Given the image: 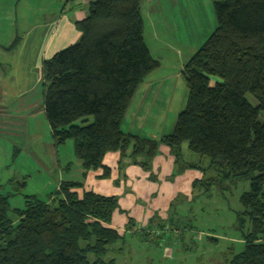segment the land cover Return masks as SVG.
<instances>
[{"label":"trees","instance_id":"trees-1","mask_svg":"<svg viewBox=\"0 0 264 264\" xmlns=\"http://www.w3.org/2000/svg\"><path fill=\"white\" fill-rule=\"evenodd\" d=\"M213 10L215 29L183 65L186 101L171 134L121 129L135 91L160 66L144 41L140 0L90 2L74 24L79 40L42 62L43 114L55 147L71 141L83 177L100 169L108 178L107 153L118 167L128 158L148 171L159 145L177 158L185 143L218 178L249 181L237 214L243 249L227 264H264V0L215 1ZM116 209L115 197L78 182H61L47 201L24 196L22 209L0 195V264H112L102 257L121 239L110 227Z\"/></svg>","mask_w":264,"mask_h":264},{"label":"rangeland","instance_id":"rangeland-1","mask_svg":"<svg viewBox=\"0 0 264 264\" xmlns=\"http://www.w3.org/2000/svg\"><path fill=\"white\" fill-rule=\"evenodd\" d=\"M14 1L3 0L1 7V11L6 10L0 15V50L3 51L14 49L12 46L18 44L24 33L50 21L54 13L59 16L65 4L58 0H19L20 6L13 11ZM55 1L60 3L56 11ZM215 1L221 0L140 1L145 44L161 61L157 74H161V79L167 78L162 79L163 84L153 95L155 98L144 102L137 121L130 124L131 135L158 140L172 133L186 101L183 78L179 70L175 76L174 66L177 68L187 61L215 29ZM26 2L30 6L26 13L28 21L23 22L19 11ZM86 7L84 4L81 8ZM13 74L0 68V82L4 84ZM37 86L30 95L35 101L38 93L41 103ZM246 98L256 105L249 95ZM23 104L22 99L12 104L0 101V195L8 197L11 209H22L27 194L44 199L39 191L52 160L41 138L27 134V123L33 121L29 122V111L14 112ZM71 144L70 141L60 145L62 158L69 159L66 163L76 161ZM144 161L143 157L137 158V162ZM209 166L208 159L188 151L185 143L177 158L167 147L159 145L148 171L127 158L120 167L118 164L110 167V179L90 181L88 191L117 199L110 227L118 231L121 239L109 247L103 261L227 264L232 255L243 249L237 214L241 210L240 196L248 191L249 181L220 179ZM210 177L214 179L206 187ZM8 216L15 221L12 213ZM129 220L135 226L126 232ZM243 227L244 232L248 230V221Z\"/></svg>","mask_w":264,"mask_h":264},{"label":"crops","instance_id":"crops-1","mask_svg":"<svg viewBox=\"0 0 264 264\" xmlns=\"http://www.w3.org/2000/svg\"><path fill=\"white\" fill-rule=\"evenodd\" d=\"M58 1L63 3L65 2L63 8H61V11L59 12V16L54 13L50 21L45 22L44 25L35 26L30 31L24 33L14 49L8 51L0 50V68H2L3 71L8 70L15 72V74L10 75L7 78L4 84L0 82V101L12 104L17 100L20 101L22 99V104L25 102L21 108L17 107L14 112L20 113L23 111H29V122L31 120L33 121L32 124L27 123V134L32 138L39 136L47 148L49 157L52 159L46 179L42 183L39 191V194L44 196V199L38 197L39 195H24L36 196L41 201H47L48 197L57 191L61 182L83 183L84 189L88 191L87 186L90 181H104L105 179H110L109 177H111L109 176L105 179L99 178L101 174L98 173L97 170L95 172L90 171L85 177H83V170L81 168L80 161L71 160L70 163H66L69 159H63L60 153V146H54L49 125L43 114L42 62L51 58L56 52L76 43L79 40L80 33L76 30L74 24L84 19L87 15L88 7L84 9L81 7H84V4L85 6H89L90 2L94 0ZM58 1L53 3V9L55 11L58 9L60 4ZM14 2V6L12 8L13 11L17 8V6H20L21 1L15 0ZM75 2H77V4ZM2 3L3 0H0V15H2L1 12L6 13V10L1 11V7L3 6ZM28 7L30 6L26 2L25 4H22L20 8L19 13L23 18V22L28 21V18H26ZM13 14H15V12ZM150 54L153 58L159 61V59L154 57L151 52ZM185 62L186 61L181 62L177 68L174 66L175 72L173 73L175 76L178 74V70L180 72L179 74H181ZM159 63V68L147 76L143 83L135 91L121 124L122 129L123 124L127 123L126 129H122L124 133L133 134L130 124L132 122L134 124V122L137 121V118L143 109L144 102H151L155 98L153 95L157 94L159 86L163 84L162 79L167 78L163 77L161 79V74H157V71L161 69V61H159ZM12 83L14 84L12 85ZM36 86L40 89L41 103L38 102V93L35 96V101L32 100L30 95V92ZM131 115L134 116V118H132ZM39 125H41V128H39ZM69 142L70 141H67L65 143ZM118 160L119 156L117 153H107L103 158L102 164L106 168L110 169L111 166H116V164H118ZM67 164H69V166ZM95 193L98 194L99 192L95 191Z\"/></svg>","mask_w":264,"mask_h":264}]
</instances>
